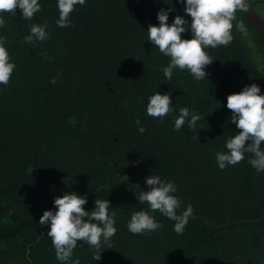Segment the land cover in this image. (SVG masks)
I'll use <instances>...</instances> for the list:
<instances>
[{
  "label": "trees",
  "instance_id": "16d2710c",
  "mask_svg": "<svg viewBox=\"0 0 264 264\" xmlns=\"http://www.w3.org/2000/svg\"><path fill=\"white\" fill-rule=\"evenodd\" d=\"M247 1L264 20V0ZM39 3L31 20L17 9L3 14L0 27L16 65L8 85L0 84V264H264V171L248 163L249 153L223 170L216 160L239 131L227 96L253 83L264 94V45L245 15L237 11L228 46L206 49L214 60L206 78L175 69L167 80L170 58L148 41L147 29L169 8V24L180 15L190 25L183 3L86 0L64 28L56 24L58 0ZM32 24H47L49 39L25 42ZM156 92L172 98L163 119L146 111ZM182 107L201 117L195 130L190 117L175 129ZM155 174L175 184L183 208H194L182 234L158 211L150 214L162 228L128 230L134 212L149 210L137 197ZM67 192L85 196L89 212L96 199L110 202L117 231L112 249L102 242L99 261L80 241L70 261H59L49 225L39 223Z\"/></svg>",
  "mask_w": 264,
  "mask_h": 264
},
{
  "label": "clouds",
  "instance_id": "9594fccd",
  "mask_svg": "<svg viewBox=\"0 0 264 264\" xmlns=\"http://www.w3.org/2000/svg\"><path fill=\"white\" fill-rule=\"evenodd\" d=\"M184 4L185 13L191 17V23L177 15L171 24L168 23L169 10L160 9L157 13L159 25H149L148 41L156 46L160 53L170 58L169 64L163 68L167 80H171L175 69L187 70L195 80L206 78L205 68L214 60L206 51L207 48L228 46L232 39L233 22L236 21L237 11H246V0H178ZM86 0H58L59 18L56 24L61 27L71 25V14L77 5H84ZM17 9L25 20H31L41 11L39 0H0V27L6 23L3 14L16 15ZM48 25L32 24L30 34L24 37L29 44L43 43L49 39L46 31ZM235 27L245 35L247 29L243 22H237ZM190 30L191 39H183L182 33ZM46 59H51L47 57ZM6 48V38L0 37V84L8 85L16 65L11 62ZM54 77L50 83L55 84ZM227 109L231 112V123L239 130L236 135L226 142L227 152H217L216 160L221 170L228 165L235 166L249 153L252 158L248 163L257 172L264 171V94L260 87L253 83L245 86L240 92L227 96ZM172 98L169 93L156 92L149 97L147 114L152 118L163 119L173 112ZM190 117V120L188 118ZM201 119L198 114L191 112L188 107L179 109L174 127L180 130L185 121L188 127L195 130ZM138 131L143 134L144 127L136 121ZM127 177V176H125ZM128 178V177H127ZM148 191H142L137 197L140 203H147L149 210L136 211L131 215L128 230L132 234L154 232L163 227L156 222L151 212L158 211L166 218L175 221L174 231L182 234L189 218L194 214V208L188 204L182 207V201L174 193L177 188L171 181L162 180L159 175L145 178ZM88 203L85 196L77 192H67L54 199L55 211L46 210L40 217V225H49L47 236L51 238L56 258L61 262L71 260L73 250L78 241L84 242L95 249L93 258L101 259L102 242L111 248V238L116 234L115 214H109V200H95V208L86 211ZM72 264H80L79 259Z\"/></svg>",
  "mask_w": 264,
  "mask_h": 264
},
{
  "label": "water",
  "instance_id": "95a60500",
  "mask_svg": "<svg viewBox=\"0 0 264 264\" xmlns=\"http://www.w3.org/2000/svg\"><path fill=\"white\" fill-rule=\"evenodd\" d=\"M247 10L241 11L245 17L249 20L257 34L262 40L264 45V20L260 17V15L254 10V8L250 5V3L246 0Z\"/></svg>",
  "mask_w": 264,
  "mask_h": 264
}]
</instances>
